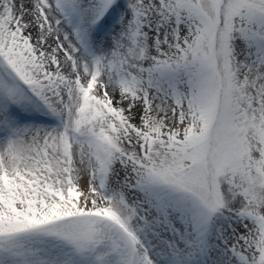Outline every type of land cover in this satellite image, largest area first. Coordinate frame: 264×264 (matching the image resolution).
<instances>
[{
    "label": "snow or ice",
    "instance_id": "obj_1",
    "mask_svg": "<svg viewBox=\"0 0 264 264\" xmlns=\"http://www.w3.org/2000/svg\"><path fill=\"white\" fill-rule=\"evenodd\" d=\"M0 264H264V0H0Z\"/></svg>",
    "mask_w": 264,
    "mask_h": 264
},
{
    "label": "bare ground",
    "instance_id": "obj_2",
    "mask_svg": "<svg viewBox=\"0 0 264 264\" xmlns=\"http://www.w3.org/2000/svg\"><path fill=\"white\" fill-rule=\"evenodd\" d=\"M114 24H115V20L111 21V22L109 23V28H111ZM33 115H34V118H35V119H36L38 116H42V115H39V114H33ZM44 117H46V116H44Z\"/></svg>",
    "mask_w": 264,
    "mask_h": 264
},
{
    "label": "rangeland",
    "instance_id": "obj_3",
    "mask_svg": "<svg viewBox=\"0 0 264 264\" xmlns=\"http://www.w3.org/2000/svg\"><path fill=\"white\" fill-rule=\"evenodd\" d=\"M108 27H109V25H108Z\"/></svg>",
    "mask_w": 264,
    "mask_h": 264
}]
</instances>
